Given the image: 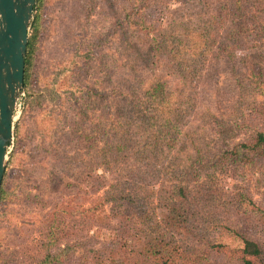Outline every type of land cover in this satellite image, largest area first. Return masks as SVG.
<instances>
[{"label":"rangeland","instance_id":"rangeland-1","mask_svg":"<svg viewBox=\"0 0 264 264\" xmlns=\"http://www.w3.org/2000/svg\"><path fill=\"white\" fill-rule=\"evenodd\" d=\"M262 1L244 0L236 15L232 7L221 13L220 0H44L34 9L35 95L24 92L15 112L0 264L46 256L45 264H82L84 253L115 251L118 218L108 226L96 216L148 205L165 225L162 196L179 184L190 188L189 228L185 237L165 232L172 256L158 253V264H240L234 229L264 250V227L249 203L264 208V153L249 164L219 162L264 131V27L254 23L264 17ZM204 40V58L173 56L176 48L201 50ZM193 142L199 161L182 151ZM117 192L128 198L105 201ZM181 245L200 252L178 253ZM136 246L131 237L117 258L131 259ZM254 263L264 264V255Z\"/></svg>","mask_w":264,"mask_h":264},{"label":"trees","instance_id":"trees-1","mask_svg":"<svg viewBox=\"0 0 264 264\" xmlns=\"http://www.w3.org/2000/svg\"><path fill=\"white\" fill-rule=\"evenodd\" d=\"M221 7L219 10L221 13H229L230 7H232L235 12L233 13L236 15L239 11L242 10L244 6V0H220ZM44 4V0H37L35 8L39 10ZM261 9L264 11V1L259 2ZM229 8V10L227 9ZM254 18H258L259 22L254 20V23H257V28L264 27V17L262 16H254ZM243 19V17H242ZM225 18L219 20V22H223ZM32 33L29 36V42L27 47V53L25 57V77H24V92H27V99H30L35 95L34 91L29 89L30 79H31V70L33 66V55L36 48V43L38 41L39 29H40V14H36L34 20L31 23ZM231 35V33L229 34ZM195 36H198L196 33ZM202 36V34H201ZM199 37V36H198ZM225 40H228L230 37H224ZM234 39V38H233ZM236 39V40H235ZM235 39L233 40V45L237 42V47L239 45V38L235 35ZM205 42V40H204ZM203 48L199 51L191 52L192 45L189 47H185L184 50L177 49L175 55L176 58L180 56L183 57L185 54L188 56H194L195 58H204L207 54V45L202 44ZM183 52V53H182ZM245 59V58H243ZM188 143V141H186ZM191 142V141H190ZM193 145V146H192ZM187 151L186 158L192 157L195 161H199L203 158L200 152L199 146L196 142L191 143L188 148L182 149V151ZM255 152H263L264 153V131H259L255 134L252 140L249 143H236L232 145L230 148L222 152L221 156L219 157L220 163H225L227 160H231L234 163H244L249 164L252 161V155ZM196 157V158H195ZM184 166V164H183ZM186 167V166H185ZM185 169V168H183ZM189 191L190 188L179 184L175 186V189L169 190L166 189L165 196H162L163 203L169 207L170 215L169 219L166 221L165 225L159 224L156 217L155 209L145 206L144 210H140L139 212L135 208L130 209V207L121 206L120 210L113 215H99L96 216V220L102 222H107L108 226L112 225V220L114 217L118 218V227H112L115 229V234L113 236L112 243L110 247H115V243L118 244L119 247L116 250H112L108 253V251H96V254L93 256L87 252L81 255L82 264H158L160 257L158 253H163L162 257H166L167 259L171 258L172 254H169L168 251L171 250L170 247H166L163 244L162 240L165 238V232H173V234H178L181 237H185V233L183 231L189 228ZM123 192H117V194H113V196L106 197L105 201H124L128 198V194H122ZM5 194V190L1 185L0 188V199L3 198ZM146 197H143V200L146 201ZM255 209H257L260 222L264 227V208L258 207L255 202L251 199L250 202ZM146 204V203H145ZM150 208V209H149ZM114 216V217H113ZM152 221L151 224H148ZM111 228V229H112ZM144 231V233H143ZM234 236H237L242 240V247L240 248V264H255L254 259H262L264 255V250L262 246L254 239L247 237L246 235L242 234L240 231L237 230H230ZM144 235H143V234ZM135 238L137 240L136 248H134L135 252L131 259L128 258H117L116 252L121 251L123 247L128 244V239ZM108 248L107 246H105ZM166 247V248H165ZM67 249V248H66ZM66 249L62 251V254L66 256ZM166 252V253H165ZM198 251L197 248L189 249L186 245H181L178 253L182 254H190L196 255ZM54 258L58 257V254L53 255ZM60 256V254H59ZM192 256L190 259L192 260ZM46 258L39 261L37 264H45L47 263ZM189 262L186 260V263ZM165 263V262H164ZM166 264H170L169 261ZM195 264V261L194 263Z\"/></svg>","mask_w":264,"mask_h":264},{"label":"water","instance_id":"water-1","mask_svg":"<svg viewBox=\"0 0 264 264\" xmlns=\"http://www.w3.org/2000/svg\"><path fill=\"white\" fill-rule=\"evenodd\" d=\"M37 0H0V188L24 94L25 57Z\"/></svg>","mask_w":264,"mask_h":264}]
</instances>
